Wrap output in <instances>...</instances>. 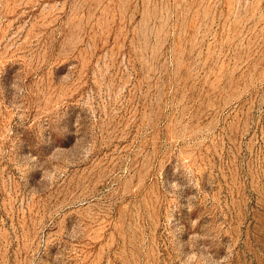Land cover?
<instances>
[{
	"label": "rangeland",
	"instance_id": "rangeland-1",
	"mask_svg": "<svg viewBox=\"0 0 264 264\" xmlns=\"http://www.w3.org/2000/svg\"><path fill=\"white\" fill-rule=\"evenodd\" d=\"M0 264H264V0H0Z\"/></svg>",
	"mask_w": 264,
	"mask_h": 264
}]
</instances>
